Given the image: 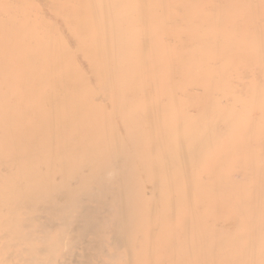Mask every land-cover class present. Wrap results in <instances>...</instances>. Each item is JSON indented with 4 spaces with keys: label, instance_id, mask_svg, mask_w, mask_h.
<instances>
[{
    "label": "bare ground",
    "instance_id": "bare-ground-1",
    "mask_svg": "<svg viewBox=\"0 0 264 264\" xmlns=\"http://www.w3.org/2000/svg\"><path fill=\"white\" fill-rule=\"evenodd\" d=\"M0 264H264V0H0Z\"/></svg>",
    "mask_w": 264,
    "mask_h": 264
}]
</instances>
